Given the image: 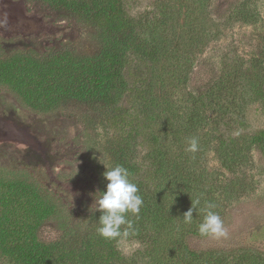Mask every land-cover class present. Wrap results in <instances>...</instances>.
Instances as JSON below:
<instances>
[{"label":"trees","instance_id":"trees-1","mask_svg":"<svg viewBox=\"0 0 264 264\" xmlns=\"http://www.w3.org/2000/svg\"><path fill=\"white\" fill-rule=\"evenodd\" d=\"M41 1L89 28L96 51L30 58L0 70V82L41 112L70 104L86 109L92 131L106 115L118 131L105 151L109 167L129 171L143 206L138 216L127 214L135 229L127 238H102L95 211L51 239L41 234L56 214L51 200L29 180L0 177V264H264V240L254 233L210 243L198 232L206 203L225 223L231 205L253 191L249 168L253 152L264 156V129L239 131L250 103L264 116V52L217 70L200 64L219 35L212 0H160L147 18L134 16L124 0ZM257 1L232 0L225 21L256 24ZM6 43L0 37V60ZM193 137L195 153L186 151ZM208 153L221 172L205 166ZM196 201L192 223H183ZM127 241L139 250L123 253Z\"/></svg>","mask_w":264,"mask_h":264},{"label":"rangeland","instance_id":"rangeland-1","mask_svg":"<svg viewBox=\"0 0 264 264\" xmlns=\"http://www.w3.org/2000/svg\"><path fill=\"white\" fill-rule=\"evenodd\" d=\"M124 1L134 16L147 18L160 0ZM231 3L212 0L210 16L219 35L199 59L206 68L246 63L264 52V0L252 7L258 18L254 25L226 22L224 15ZM0 37L7 41L0 70L16 69L30 58L48 62L65 52L89 55L97 47L89 28L64 20L41 0H0ZM86 113L73 104L41 112L0 82V177L29 180L54 204L56 214L44 224L43 237L53 239L61 226L85 223L96 211L94 193L102 191L99 173L105 170L103 165L110 166L105 151L109 138L118 131L106 115L96 120L92 131L84 119ZM245 122L239 131L243 134L264 129L259 104L248 105ZM205 166L214 173L222 171L212 153L206 155ZM249 173L253 191L229 208L224 223L227 236L210 238V243L234 239L239 232L240 237L254 233L258 241L264 240V156L252 153ZM120 248L127 255L140 246L127 241Z\"/></svg>","mask_w":264,"mask_h":264},{"label":"clouds","instance_id":"clouds-1","mask_svg":"<svg viewBox=\"0 0 264 264\" xmlns=\"http://www.w3.org/2000/svg\"><path fill=\"white\" fill-rule=\"evenodd\" d=\"M186 151L195 153L199 149L198 139L193 137L188 140ZM102 164V163H101ZM103 165V164H102ZM105 167L102 173L103 180L106 181V190L94 193V203L96 212L100 213L97 221L98 234L107 240H116L127 238L135 234L133 222L127 219V214L139 215L143 206V199L138 194L139 189L135 183L130 180L129 171L121 166ZM93 197V198H94ZM199 201L191 203V207L183 213L182 221L185 224H191L193 221V212ZM215 207L212 203H206L201 209L203 213L202 221L198 225V232L202 237L220 238L227 236V229L221 217L212 209Z\"/></svg>","mask_w":264,"mask_h":264}]
</instances>
